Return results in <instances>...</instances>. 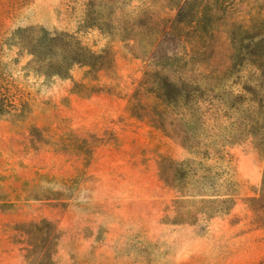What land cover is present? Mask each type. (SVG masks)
<instances>
[{
    "label": "rangeland",
    "instance_id": "rangeland-1",
    "mask_svg": "<svg viewBox=\"0 0 264 264\" xmlns=\"http://www.w3.org/2000/svg\"><path fill=\"white\" fill-rule=\"evenodd\" d=\"M48 34L103 68L39 75ZM0 95V264H264V0H0Z\"/></svg>",
    "mask_w": 264,
    "mask_h": 264
},
{
    "label": "trees",
    "instance_id": "trees-1",
    "mask_svg": "<svg viewBox=\"0 0 264 264\" xmlns=\"http://www.w3.org/2000/svg\"><path fill=\"white\" fill-rule=\"evenodd\" d=\"M73 40L75 41V37L69 34H48L44 36L43 43L40 46L36 45V47H33L30 52L36 59L35 63L37 66L35 67V71L46 78L54 76L63 78L69 74L74 65L88 67L94 73L101 70L104 66V61L107 60V53L103 52L102 54H96L87 47H84L81 43L77 41L74 42ZM72 54H74L75 57H72ZM69 59L74 63H66ZM5 107L4 99L2 95H0V115H2ZM189 167L190 163H183L180 165V169L176 170L180 181L189 178V170H186V168ZM193 176L197 178L194 179L195 184L197 185L194 191L198 192L194 197L200 198L205 196L200 193L201 189L199 186L202 181L207 178H210L211 180V188H213L212 192L214 194L211 195L212 199L209 201L198 199L196 206L192 211H188L184 207L182 213L183 216H190V218L196 220L203 215L206 216L207 219H213L218 215L229 214L232 211L236 202L235 194L232 193L229 185L225 188L219 183L221 177L220 173H211L208 177H197L195 174ZM163 178L167 185L170 186L167 177L163 175ZM178 188L182 197L188 196L185 186H178ZM32 259V264H37L34 254Z\"/></svg>",
    "mask_w": 264,
    "mask_h": 264
}]
</instances>
